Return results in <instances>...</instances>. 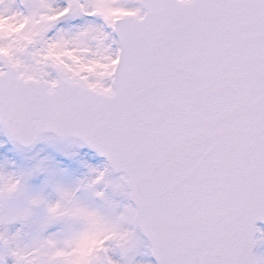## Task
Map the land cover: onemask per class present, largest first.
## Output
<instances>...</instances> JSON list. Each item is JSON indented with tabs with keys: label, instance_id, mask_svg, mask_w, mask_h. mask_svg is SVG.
Masks as SVG:
<instances>
[{
	"label": "snow or ice",
	"instance_id": "snow-or-ice-1",
	"mask_svg": "<svg viewBox=\"0 0 264 264\" xmlns=\"http://www.w3.org/2000/svg\"><path fill=\"white\" fill-rule=\"evenodd\" d=\"M264 0H0V264H264Z\"/></svg>",
	"mask_w": 264,
	"mask_h": 264
},
{
	"label": "rangeland",
	"instance_id": "rangeland-1",
	"mask_svg": "<svg viewBox=\"0 0 264 264\" xmlns=\"http://www.w3.org/2000/svg\"><path fill=\"white\" fill-rule=\"evenodd\" d=\"M261 229L264 230V227H262ZM256 254L258 256L264 257V244L257 246Z\"/></svg>",
	"mask_w": 264,
	"mask_h": 264
}]
</instances>
